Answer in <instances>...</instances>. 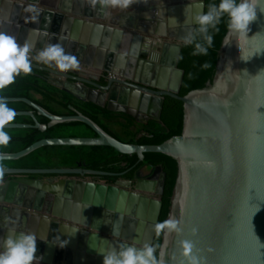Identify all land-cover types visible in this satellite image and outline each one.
<instances>
[{
  "label": "water",
  "instance_id": "95a60500",
  "mask_svg": "<svg viewBox=\"0 0 264 264\" xmlns=\"http://www.w3.org/2000/svg\"><path fill=\"white\" fill-rule=\"evenodd\" d=\"M204 11L205 0H135L126 8L110 3L82 18L80 11L69 9L65 2L0 0V27L18 43H32L30 56L49 43L63 45L69 38L77 39L76 44H90L86 63L100 70V75L84 78L79 70L62 72L32 61L30 73L38 79L98 108L132 116L143 114L145 119L153 115L151 111L160 118L166 96L183 103L181 134L155 145L121 141L71 104L72 113L59 114L28 96H0L7 103H25L29 108L14 109L15 116L31 119L7 122L3 128L44 132L61 123L79 121L95 134L41 137L20 150L0 151L1 219L8 206L27 214L21 207L32 205L29 187L31 191L37 188L47 200L55 198V205L70 202L87 207L84 213L45 209L53 216L49 239L58 234L57 240L66 245L60 247L56 264H103L98 252L121 244L152 247L158 228L165 182L160 165H142L128 180L132 190L122 188V180L105 183L83 179L86 175L114 174L88 168L83 162L61 167L4 165L44 146L82 145L135 153L134 165L143 162L147 152L175 159L177 176L169 212L158 252L153 250L156 264H264V13L257 12L249 25V37L240 39L241 50L227 29L212 81L179 95L183 77L178 67L180 51L192 37L196 26L193 18ZM136 31L153 35L161 47L148 81L134 73L138 71L137 41L142 38ZM35 32L40 37L36 42ZM101 77L104 84L97 82ZM41 116L48 121H40ZM133 205L142 207L136 212ZM145 205L151 208L147 220L141 213ZM63 254L65 261L59 259Z\"/></svg>",
  "mask_w": 264,
  "mask_h": 264
},
{
  "label": "trees",
  "instance_id": "16d2710c",
  "mask_svg": "<svg viewBox=\"0 0 264 264\" xmlns=\"http://www.w3.org/2000/svg\"><path fill=\"white\" fill-rule=\"evenodd\" d=\"M218 0H205V11L210 3H217ZM227 17H222L217 29H209L212 35L211 44L205 41L195 26L192 34V42L183 44L178 67L183 70V77L180 85L179 95H185L189 91L197 88H203L210 83L215 73L216 62L220 57L219 49L222 39L227 32ZM199 43L206 48V52L194 54L195 44ZM104 83V80L101 79ZM0 96H28L35 99L47 107L50 111L63 114L72 113L69 105H73L83 114L97 122L110 134L121 141L137 144H160L171 136L179 135L182 132L183 125V103L181 100L172 96H166L161 110L159 121L160 129L151 126V121L143 124L147 127L146 133L138 136L142 129L132 130L135 124L142 123L143 120H137L134 116L111 111L107 108H98L92 104L80 101L70 93L38 79L31 73H20L14 79V82L4 89H0ZM22 103V102H19ZM15 104V103H13ZM24 106L28 107L25 103ZM122 117L124 121H122ZM25 121L31 122L28 117H23ZM42 122H47L46 117L41 116ZM110 122H117L123 127L124 137H119L109 128ZM143 126V125H142ZM72 129V132H65ZM21 133L7 134V142H0L9 146L17 145L16 148L9 150L16 151L31 144L41 137L48 136H72V135H95L92 129L79 121H68L58 124L47 131L41 132L38 129H24ZM62 130V131H61ZM6 131V128L3 129ZM18 137V138H17ZM66 148V149H64ZM60 149L63 150L60 152ZM66 150V151H64ZM40 156V157H39ZM44 159L42 163L36 162L44 167L75 166L77 162H83L88 168L113 172L111 175H104L103 178L113 181L117 178L132 179L135 172L144 164L148 166L160 165L165 172L164 191L161 196V210L158 219V228L153 241L152 248L157 253L161 242L162 228L169 212L172 190L177 176V165L175 159L161 152H147L143 162L134 165L136 154H124L117 152L110 146H44L32 152L28 158ZM45 161V162H44Z\"/></svg>",
  "mask_w": 264,
  "mask_h": 264
},
{
  "label": "clouds",
  "instance_id": "9594fccd",
  "mask_svg": "<svg viewBox=\"0 0 264 264\" xmlns=\"http://www.w3.org/2000/svg\"><path fill=\"white\" fill-rule=\"evenodd\" d=\"M117 2L119 6L126 8L135 0H99L102 9L110 3L115 6ZM262 4L264 0H218L217 3H210L207 11L196 15L193 22L198 25L196 31L210 45L212 35L209 29L218 30L217 25L221 22V18L226 16V27L233 33L240 48L239 41L242 37H249V25L257 18V12L264 13ZM187 42H192V38L189 37ZM33 47L34 45L27 40L18 43L14 36L0 31V89L12 84L20 73H30L32 61L42 62L62 72L78 66L77 58L66 52L59 42L49 43L38 49L34 56H30ZM196 52L203 54L206 48L196 43L194 54ZM14 116V109L0 97V142H7L8 136L3 131V126ZM37 239L32 232L16 231L13 227H9L0 243V264H39L41 257L36 254ZM98 253L102 254L103 264H156L153 248L147 244L141 248L121 244L119 248L106 249Z\"/></svg>",
  "mask_w": 264,
  "mask_h": 264
},
{
  "label": "crops",
  "instance_id": "0c3cea01",
  "mask_svg": "<svg viewBox=\"0 0 264 264\" xmlns=\"http://www.w3.org/2000/svg\"><path fill=\"white\" fill-rule=\"evenodd\" d=\"M49 2L54 3L55 5H61L62 2H65L69 9L75 10L78 12L80 11L82 14H78V15H80V17H82V18H85L84 17L85 13H91L92 14L93 12L100 11L102 9L100 4L99 3L97 4L96 0H49ZM44 8L47 9V7H44ZM60 12H61V10H60ZM0 31L8 34V30H5L3 28V26L0 27ZM38 31L39 30H37V32ZM136 32L140 33L142 35L141 36L142 38L137 41V47H138L137 49H139V52L137 53L136 67H137L138 71L135 70L134 73L136 75H138L139 78H141L145 81H148V80H150V78H152L153 73L155 71L153 56L159 55L160 50L156 51V49L159 45H157V43H156L157 38L154 37L153 35L147 34L145 32H139V31H136ZM39 38H40L39 33L34 34V41L35 42ZM73 41L71 40V38H69L68 42L63 43V45H62L66 52L73 54L77 58V61L78 62L80 61V63H81L75 69H72V70L81 71L79 74H81V76L84 78H89V76H92V75H94V76L100 75V70H97L96 68L92 67L90 64L86 63V61H88V53L91 49L90 44H87V42H85V43L79 42L78 44H76L77 39H75ZM152 44H155L153 49L151 47ZM72 70H68L65 72L71 73ZM101 79H103V78H101ZM97 82H100L102 84L105 83V82L103 83L101 80L97 81ZM7 104L12 109L29 108L26 106H19V105L16 106L13 103H7ZM120 113H124V112H120ZM151 113L153 115L149 116V118H147V119L141 118L140 119V120H143L142 123L146 122L147 120L150 121L151 119H156L157 121H159V119H157V117H156V114H157L156 111H154V112L151 111ZM20 117H22V116H20ZM23 117H25V116H23ZM40 118L41 117H38V119L41 121ZM123 118L124 117L121 118L122 121H124ZM24 121H25L24 118H19V119H13L9 122H24ZM25 122H27V121H25ZM122 129H123V127H122ZM136 129H142L140 131V133L138 134V136H139L141 134L146 133L147 127L135 124L132 127V130H136ZM5 132L7 134H10L7 131H5ZM72 136H90V135L81 134V135H72ZM0 151L9 152L12 150H9V148L0 147ZM4 165H6V166H17V167H44V165H39L36 162H34L32 164L28 163V161L24 158H22L20 160L11 161V162H6V163H4ZM46 167H49V166H46ZM48 176H53V175H47L46 177H48ZM120 179L123 181L120 184V186L122 188H125L127 190H132L131 184L128 183L129 179H126V178H120ZM144 193H149V192H144ZM28 194H31V196H29L30 198L28 199V201L32 205H28L30 207H26V208L21 207V211H23V210L26 211L27 214H25V215H27V216H25L24 213H22V212H20L21 214L14 213L11 215V222L18 226L17 229H15L16 231L32 232L36 235V237L38 238L37 242H36V247H37V253L36 254L44 259V261H43V259L42 260L40 259L41 261H39V264H56L55 261L57 260L58 256L61 255L59 250H60L61 245H63V244H61L57 240L59 237L58 234L53 235V238L49 239V237H50L49 230H50V226H51L50 221H51L53 216H52V214L45 212V209L49 208L50 211H54V212L59 211L60 213H63L66 210H69L71 212L78 211L80 213H84L87 211V207L85 205H71V204H69L70 202L66 205H65L66 202L64 204L61 203V205L60 204L55 205V201H54V200H56L55 198L52 200H50V199L47 200L48 197L45 196L44 194L40 193L39 190H37V188L35 189V191H31V188L29 187V189H27V195ZM149 194H152V193H149ZM40 197H42V198H40ZM56 202L58 203V201H56ZM48 203H52V204L47 205ZM36 204H39V205H36ZM141 207H142L141 205H133V209L136 212L139 208L141 209ZM144 207L145 208H144V210H142L141 213L144 215V220H147V218L150 214L151 208H150V205H145ZM44 216L47 217V219L43 218ZM124 224H126V223L123 222L122 226H124ZM113 226H114V223H113ZM126 226H128V225H126ZM134 226L136 227L137 225H134ZM135 231H136V229H134L133 232L135 233ZM145 233H146L145 229L143 228V230L141 231V236L144 237ZM6 234H7V230H5L4 232H0V243H2V237ZM102 234L106 235V233H104V232ZM63 246L66 247V245H63ZM65 254H63V256L59 259H62V261H65V259H66ZM45 259H51V261L53 263H49V261H47Z\"/></svg>",
  "mask_w": 264,
  "mask_h": 264
},
{
  "label": "flooded vegetation",
  "instance_id": "af4514ba",
  "mask_svg": "<svg viewBox=\"0 0 264 264\" xmlns=\"http://www.w3.org/2000/svg\"><path fill=\"white\" fill-rule=\"evenodd\" d=\"M154 46H155V44L151 45L152 49H153ZM159 50L161 51V47L160 46L157 47L156 51H159ZM160 51H159V55L158 56H156V55L153 56L154 63H156L157 60H159ZM103 80H104V78H103ZM134 117L140 120L141 118H144L145 116L143 114H141V115L134 116ZM21 176H23V175H21ZM102 176H104V175H101V176L100 175H86V176L83 177V179H88L90 181H102V182H105V183H114L117 180H121L120 178H122V177H120V178H117V179H115L113 181H109L108 179L103 178ZM8 208H9V210L7 211V213H5V218L4 217H3V219L0 218V232H4L9 227H13L14 229H17V227H18L17 225H15V224H13L11 222V215L14 214V213H16V214H21V213L13 211L11 206H8ZM2 212H3L2 209H0V217H1V213Z\"/></svg>",
  "mask_w": 264,
  "mask_h": 264
},
{
  "label": "rangeland",
  "instance_id": "374dc122",
  "mask_svg": "<svg viewBox=\"0 0 264 264\" xmlns=\"http://www.w3.org/2000/svg\"><path fill=\"white\" fill-rule=\"evenodd\" d=\"M15 105L17 106V105H19V106H24L22 103H19V102H17V103H15ZM19 118H22V117H20V116H15L13 119H19ZM12 119V120H13ZM151 121V126L153 127V128H155V129H160L161 128V123L159 122V121H157L156 119H151L150 120ZM138 125H143V126H145L143 123H138ZM109 128H111L112 129V131L114 132V133H116L119 137H124V132H123V129H122V127L117 123V122H110L109 123ZM3 129H5V128H3ZM6 131L7 132H12V133H21V132H23V131H25L23 128H6ZM62 131V130H61ZM73 130L72 129H67V131H65V132H72ZM0 147H2V148H11V149H14V148H16L17 147V145L15 146V145H12V146H9V145H6V144H1L0 143ZM18 148V147H17ZM64 149H66V148H64ZM61 151H63V150H61L60 149V152ZM64 151H66V150H64ZM44 159L42 158V159H38L37 157L36 158H28V163H34V162H40V163H42V161H43ZM45 162V161H44Z\"/></svg>",
  "mask_w": 264,
  "mask_h": 264
}]
</instances>
